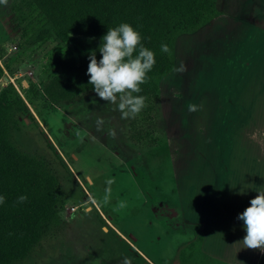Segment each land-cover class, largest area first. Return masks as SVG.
I'll list each match as a JSON object with an SVG mask.
<instances>
[{
    "label": "rangeland",
    "instance_id": "obj_1",
    "mask_svg": "<svg viewBox=\"0 0 264 264\" xmlns=\"http://www.w3.org/2000/svg\"><path fill=\"white\" fill-rule=\"evenodd\" d=\"M217 9L200 28L175 26L172 71L138 116L121 119L93 89L68 100L45 92L53 77L76 84L84 76L82 36L58 40L30 0L0 5L2 123L10 145L55 179L59 196L40 238L7 264H120L125 256L132 264H171L191 237L179 200L208 214L210 238L212 219L230 226L213 199H221V187L231 199L241 176L235 162L247 150L243 135L226 129L235 127L229 118L238 105L253 107V85L264 83V0H217ZM181 64L186 70L178 73ZM190 103L198 111L189 112ZM120 201L126 207L114 211ZM224 248L253 254L243 242Z\"/></svg>",
    "mask_w": 264,
    "mask_h": 264
},
{
    "label": "trees",
    "instance_id": "obj_2",
    "mask_svg": "<svg viewBox=\"0 0 264 264\" xmlns=\"http://www.w3.org/2000/svg\"><path fill=\"white\" fill-rule=\"evenodd\" d=\"M52 25L55 37L68 42L82 36L84 76L71 84L64 76L53 77L45 92L56 100H68L93 89L88 84L89 55L96 53L108 28L129 23L142 35V43L155 53V65L147 74L148 81L135 95L155 96L158 79L173 69L171 60L175 26L191 31L215 18L219 11L216 0H30ZM167 44L170 53L161 51ZM6 101L0 99V264L24 257L40 238L44 225L54 217L59 202L56 181L43 172L34 160L20 154L8 142L2 123ZM21 195L28 197L17 203ZM191 237L177 249L171 264H225L203 253L201 225L187 226Z\"/></svg>",
    "mask_w": 264,
    "mask_h": 264
},
{
    "label": "clouds",
    "instance_id": "obj_3",
    "mask_svg": "<svg viewBox=\"0 0 264 264\" xmlns=\"http://www.w3.org/2000/svg\"><path fill=\"white\" fill-rule=\"evenodd\" d=\"M8 0H0V5H6ZM141 33L129 23H121L117 27L108 28V31L101 38L99 52L101 57L98 60L96 53L89 55L87 75L88 84H91L94 92L106 103L117 106L121 119L135 118L147 106L146 97L134 95L142 91L141 85L147 83L148 73L155 65V53L142 43ZM161 51L170 53L167 44L161 45ZM178 73L184 72L185 66L181 64L174 69ZM189 112L198 111L196 104L188 105ZM103 123L97 121V126ZM115 137V130L110 133ZM91 183V181H90ZM113 179H107L108 187L102 203L107 205L111 200ZM244 190L241 189V194ZM247 206L237 219L243 221V228L246 232L242 242L244 248L259 250L264 253V190H257ZM26 195L17 198V203L27 201ZM5 203V197L0 195V205ZM126 207V202L120 201L114 208L119 211ZM120 264H132L130 257L125 256Z\"/></svg>",
    "mask_w": 264,
    "mask_h": 264
},
{
    "label": "crops",
    "instance_id": "obj_4",
    "mask_svg": "<svg viewBox=\"0 0 264 264\" xmlns=\"http://www.w3.org/2000/svg\"><path fill=\"white\" fill-rule=\"evenodd\" d=\"M217 7V0H216ZM252 81V80H251ZM245 86V82H242ZM254 89V101H252L253 107L250 108L249 101L243 106L238 105L239 110L237 115H232L229 120L235 121V127H229L226 129L227 136L229 134V128H233L236 134L238 129L243 135L244 143L242 146V154H239L235 165L238 169H241V173L237 177V185L235 186V194L231 199H226L223 187L219 188L218 194L221 199H213V202L219 204L218 219H224L222 222L227 221L230 223L228 227H216L213 221V232L211 238L208 235L210 217L200 213L198 211L187 208L179 200V206H181V218L184 223L188 225H201L203 233V241L201 243V250L209 257L216 259L225 264H264V253L259 250H253V254L241 257L240 255L230 254L225 251L226 245L236 242L242 243V239L246 234L243 228V221L237 219L239 213H241L250 204L251 198L257 195V190H264V95H260V90H264V83L259 82L253 85ZM244 95L241 94L239 99H243ZM257 109V106H260ZM238 135V134H237ZM241 135V136H242ZM242 142V141H241ZM250 169L248 176L247 170ZM241 189L244 190L241 194ZM215 202V203H216ZM226 212V213H225ZM217 219V220H218ZM225 220V221H224ZM232 224V225H231ZM256 262V263H255Z\"/></svg>",
    "mask_w": 264,
    "mask_h": 264
}]
</instances>
